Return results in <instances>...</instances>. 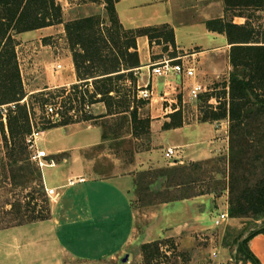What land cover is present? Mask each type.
Instances as JSON below:
<instances>
[{
	"label": "crops",
	"instance_id": "1",
	"mask_svg": "<svg viewBox=\"0 0 264 264\" xmlns=\"http://www.w3.org/2000/svg\"><path fill=\"white\" fill-rule=\"evenodd\" d=\"M115 11L125 30L169 26L173 30L175 51L179 54L175 58L183 57L195 70L204 68L217 72L219 59L224 61L227 71L230 69V46L225 35L210 32L205 27L206 21L225 17L223 0H119L115 3ZM244 22L245 18L233 19V23L238 25ZM56 32L51 26L21 35L40 40L53 37ZM136 46L140 61L136 86H154V97L157 96L160 101L159 106H154L153 97L149 103L148 119L151 122L148 132L151 134L152 148L138 153L135 151V160L126 166L113 158L110 160V171L102 168H99L102 171L96 170L98 159L112 156L102 152L97 157L87 156L88 151L109 142L103 140L102 122L128 116L127 113L108 116L103 103L91 106L94 108L91 113L93 119L89 121L43 132L41 138L44 144L41 147L38 143L39 148L55 162L54 167L44 169L47 172L43 173L42 170L44 188L55 189L54 195L48 197L51 214L45 221L0 229V264L116 263L126 253L127 264H142L140 247L164 241H171L178 250H191L199 242L206 243L204 251L214 259L212 264H253L243 257L233 260L227 248L216 242L212 235L216 227L209 225L207 220L213 222L227 206L216 209L214 206L219 199L207 194L159 205L151 212L149 221H143L139 232L133 207L137 174L150 169L152 165V168L157 166V151H163L164 156L168 149H173V167L212 159L224 146L219 134L222 131L225 133L226 127L183 123L179 128L165 130L163 126L171 120L168 116L176 113L168 111L170 108L164 105L166 102L161 94L169 92L172 95V92L164 86L166 79L151 77L149 65L170 58V51L155 53L154 49L159 47L151 46L147 37L138 38ZM169 50L173 48L169 46ZM64 51V60L58 56L46 67L42 65L40 68L48 76L49 87L78 84L70 53ZM40 54L37 50L31 71L38 70L43 64ZM57 65L61 68L57 69ZM173 80L175 85L179 83ZM88 83V89L92 92V81ZM129 86L130 83L126 81L125 87ZM175 102L176 97L169 101ZM128 129L127 138L139 142L141 139L132 136L130 126ZM81 179L84 181L79 182ZM162 183L163 179H160L152 186L159 191ZM234 221L237 220L229 218L227 224ZM247 248L260 264H264V232L250 238Z\"/></svg>",
	"mask_w": 264,
	"mask_h": 264
},
{
	"label": "trees",
	"instance_id": "2",
	"mask_svg": "<svg viewBox=\"0 0 264 264\" xmlns=\"http://www.w3.org/2000/svg\"><path fill=\"white\" fill-rule=\"evenodd\" d=\"M73 3L81 0H67ZM93 3L105 6L109 27L101 29L104 25L100 17L91 16L70 22L65 25V32L69 48L72 52V61L78 84L72 85L67 101H76L78 90L85 88L81 103H103L108 116L125 114L129 116V126L134 138L148 133L149 120L141 119L138 110L144 101L137 99L136 71L140 67L136 40L147 37L149 42L157 39L173 48L175 52L173 30L163 25L156 28H141L125 30L120 25L115 11V3L119 0H90ZM225 17L223 19L205 22L208 31L223 34L230 46L228 74L227 104L220 106L216 112H209L203 122H229V144L231 173L229 175L228 216L230 219L250 218L264 220V168L261 177L253 185L241 184L237 169V158L243 152V145L257 149V145L264 143V25L254 24L256 13H264V0H223ZM234 18H245L244 24L233 23ZM62 23L61 6L56 0H0V108L5 105L11 107L20 115L17 119L8 116V132L15 149L18 143H24L25 136L30 134L32 128L28 125V113L20 103L25 99L20 72L15 53L14 35L48 28ZM175 58V57H172ZM92 81V92L88 89V81ZM130 86L125 87V82ZM67 90L58 91L63 97ZM72 94V95H71ZM113 94V96L111 95ZM33 96V95H32ZM73 97V98H72ZM35 98V97H34ZM36 98L42 107L49 105L51 98L48 89L37 93ZM132 101L130 102V100ZM130 103L133 104L130 111ZM11 112V111H10ZM127 116L121 117L122 122ZM93 119L84 116L83 122ZM165 124V130L179 128L181 121ZM51 123L49 127L42 128V132L72 124L70 121ZM34 128V127H33ZM114 132V131H113ZM253 136L255 137L254 139ZM105 130L103 140H108ZM18 142V143H16ZM18 161V160H17ZM17 161H14L17 163ZM207 162L191 163L186 167H173L160 171L158 178L168 181V187L180 189L179 194L170 201L187 199L194 194H186L190 186L195 183L192 177L202 165ZM178 179L177 183L172 181ZM139 182V180H138ZM138 182L136 186L138 187ZM24 184H36L42 191V177L38 169L31 170L25 175ZM172 185V186H169ZM187 187V188H186ZM185 188V189H183ZM204 195V194H199ZM46 202V201H45ZM33 220L30 222H34ZM20 223L18 225H22ZM264 232V228L250 234L238 246V252L243 259L253 264H260L249 252L247 242L253 236ZM171 241L153 242L140 247L143 263L151 264L159 258L162 248H174ZM185 254L177 255L184 259ZM186 259V258H185ZM184 259V260H185ZM177 264V263H176Z\"/></svg>",
	"mask_w": 264,
	"mask_h": 264
},
{
	"label": "rangeland",
	"instance_id": "3",
	"mask_svg": "<svg viewBox=\"0 0 264 264\" xmlns=\"http://www.w3.org/2000/svg\"><path fill=\"white\" fill-rule=\"evenodd\" d=\"M56 2L61 6L62 23L54 25V29L57 32L53 37H44L38 40L36 38L28 39L21 34L14 35V32L11 33L14 36L17 65L25 93V99L21 101L20 105L24 106L28 113V125L39 131L42 130V128L49 127L48 122H50V119L46 116L45 108L41 106L39 98H36L37 93L43 91L45 88L48 89V93L51 95V98H48L49 105L57 109L61 122L70 121L72 124L82 122L84 116H90L94 111V108L91 107L92 105L88 104L87 98H85V104L81 103L80 98L86 91L85 88L78 90L76 101L69 102L66 100V97L68 94L70 95L71 86L49 87L47 85L48 76L45 74L43 68L42 70L40 69L42 65H45L46 67L48 63L52 62L53 59L58 56L64 60L66 56L64 50L69 51L72 59V52L68 45L65 25L78 19L96 16L100 17L101 22L104 23L101 29L109 27L105 6L103 4L93 3L90 0H81L73 3H69L67 0H56ZM95 9L98 10L95 14H92ZM88 14L92 15L84 17ZM256 15L259 18L253 19L254 24L261 23L264 25V13ZM45 35L46 34H44V36ZM150 44L153 47H159L154 49L155 53L160 51H170L168 57L172 58L179 56L176 51L169 50V46L163 45V43L157 39L152 40ZM37 50L41 52L40 62L43 64H40V67L37 65L39 67L38 70L31 71L34 67V64L32 65V63L35 60ZM217 64L219 65V70L217 72H210L208 69L204 68H196V81L199 80L201 82L200 84L206 88V92L201 94L198 101L187 102L186 87L189 84L188 81H179L177 84V92L174 96L171 97L169 92L167 95L168 101H172L174 100V97H176L177 107L180 108V112L172 115L175 116L176 122L180 120L182 124L208 123L217 125L219 128L223 126L226 127L224 128L225 133L222 131L219 134L221 141L224 142L223 148L217 156L206 161V164L202 165L196 172H193L192 177L194 178L195 183L190 186V189L186 191V194H207L214 199H219L218 204H215L214 207L218 209L226 205L227 209L224 212H227L228 214V183L229 175L231 173V164L229 160L231 155L229 150V122L228 120L203 122L205 115L212 111L216 112L221 105H225L226 107L227 104L228 89L226 86L231 68L227 71V66L224 61H221V59H219ZM62 89H66L67 92L63 97H59L58 91ZM211 99H215V101H211ZM131 101L132 99L130 102ZM184 101H186V104L183 103ZM149 103L150 100L144 101V105L138 110L141 119H148L150 111ZM159 103L160 101L158 97L155 96L153 105L159 106ZM164 105L169 107L168 103H164ZM11 107H13V105H5L0 108V229L20 223H32L30 220L32 221L33 218L35 219L34 222L45 221L49 219L51 214L50 202L44 186V190L42 191L36 184H21L30 169L37 170L38 168L29 162L28 151L25 144L22 142H16L18 143L17 145H19L17 147H20V149L16 150V145L14 146L12 143L13 141H11L8 132V116H10V119L14 120L20 115L17 111L14 112L16 109L13 110ZM131 107H133L132 103H130V111ZM173 108H176V106L172 105V109ZM168 111H170V109ZM2 113H4L3 116H5L4 121L2 120ZM6 114L8 116H6ZM172 116L169 115L168 117L171 119ZM126 118L127 120L124 122L120 121L121 118L102 122V127L108 135L109 142L103 147H97L88 151L87 156L97 157L99 152H102L104 155L112 156L109 158L103 156L98 159L95 165L96 170L99 171L101 170L99 168H102L110 171L109 168H111L110 165H112L110 160L113 158L120 160V163L126 166L135 160L134 155L136 152L138 153L152 148L151 134L149 135V132H146L145 135L143 134L139 136L141 139L139 142H135L132 138H127V132L129 131V129L127 130V128H129V116ZM148 120L150 123L151 120ZM172 120L173 119H171L169 123H171ZM254 138L255 137L253 136L252 139ZM39 144L43 147L44 143L42 138H39ZM243 147V152H240V154L236 156V163L238 165L236 171H238L237 173L239 174V182L242 185L245 184L248 186L255 184L261 177V172L264 168V143L259 145V148L257 145V149L248 146L246 147L244 145ZM157 153V166L152 168V165L149 167L150 169L137 174L136 183L138 180L139 182L135 192L136 197L133 202V207L136 213L137 228L139 232L142 230L143 221H146V223L149 221L148 219L151 212L155 211L159 205L170 202V200L177 196L180 191V189L172 186L174 182L177 183V177L172 181V185H169L172 186L171 188L168 187L169 183L166 180H163L159 191H156V189L153 188L152 185L157 180L161 179L158 178L160 171L167 168H173L171 159H165L163 151H157ZM113 155L115 156L113 157ZM14 161H17V163ZM186 166L187 165H180L179 167ZM38 171L42 177L43 171L39 169ZM45 172L47 171L44 170L43 173ZM236 220L237 221H234L232 224H227L226 222L223 226L213 229L212 231V235L215 237L216 242H220L221 246L227 248V252L233 257V260L242 258V255L238 252V246H240L250 234L264 228V220H253L250 218ZM207 223L209 225L213 224L210 219L207 220ZM206 245V243L199 242L197 247L191 250H178L173 244L172 247L175 251H173L172 248H162L159 253V258H156V261L151 262V264H212L214 259L204 251ZM179 254H185L184 256H186V259L178 258L177 255ZM126 255L127 253L116 263L107 262L98 264H127V262H122Z\"/></svg>",
	"mask_w": 264,
	"mask_h": 264
},
{
	"label": "built area",
	"instance_id": "4",
	"mask_svg": "<svg viewBox=\"0 0 264 264\" xmlns=\"http://www.w3.org/2000/svg\"><path fill=\"white\" fill-rule=\"evenodd\" d=\"M57 69H60L61 66L57 65ZM150 75L151 77L155 78H162L166 79V83H164L165 87L170 88L172 95L177 92V85L173 82L175 79L176 81H188L189 84L186 87V97L187 102H196L199 100L201 94L206 92V88L196 81L197 75L195 68L187 61L184 60L183 57L180 58H168L163 59L149 65ZM178 83V82H177ZM154 86L146 85L143 88H137V99L140 100H152L154 97ZM168 92H164L162 94V98L165 99V102L169 104L170 111L173 113L180 112V108L177 107V103H169L168 101ZM170 95V96H172ZM215 99H211V101ZM186 104V101L183 102ZM172 105L176 106V108L172 109ZM46 116L50 119L51 123H57L60 121L59 113L57 109L48 105L45 107ZM4 113H2V116ZM3 121L5 120V116H3ZM43 132L39 130H35L32 128L30 134L25 136L24 142L25 146L28 151V160L31 164H33L39 170H44L47 168H52L55 166L54 160L49 156L47 152L39 148V138L42 137ZM166 159H171L174 156V150L168 149L165 153ZM84 180L81 179L79 182H83ZM46 194L48 197L54 195L55 189H45ZM229 217L227 212L219 213L215 219L213 220V225L216 228L223 226ZM215 256V255H213Z\"/></svg>",
	"mask_w": 264,
	"mask_h": 264
},
{
	"label": "water",
	"instance_id": "5",
	"mask_svg": "<svg viewBox=\"0 0 264 264\" xmlns=\"http://www.w3.org/2000/svg\"><path fill=\"white\" fill-rule=\"evenodd\" d=\"M127 260H128V257H127V256H125V257L123 258L122 262H123V263H126V262H127Z\"/></svg>",
	"mask_w": 264,
	"mask_h": 264
}]
</instances>
